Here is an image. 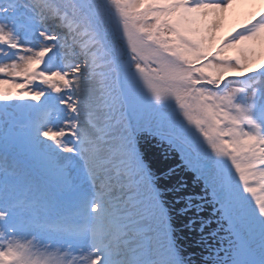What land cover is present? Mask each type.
I'll return each instance as SVG.
<instances>
[{"label": "snow or ice", "instance_id": "snow-or-ice-1", "mask_svg": "<svg viewBox=\"0 0 264 264\" xmlns=\"http://www.w3.org/2000/svg\"><path fill=\"white\" fill-rule=\"evenodd\" d=\"M236 3L0 0V264H264V11L215 48Z\"/></svg>", "mask_w": 264, "mask_h": 264}, {"label": "rangeland", "instance_id": "rangeland-1", "mask_svg": "<svg viewBox=\"0 0 264 264\" xmlns=\"http://www.w3.org/2000/svg\"><path fill=\"white\" fill-rule=\"evenodd\" d=\"M262 0H247V2H245V0H237V3L239 5L235 6L236 4H234L232 6V8H230L225 14V22H224V27L225 30H223L222 32H220L218 34L219 38L222 34L226 33L227 31H229L231 28L237 27L239 25H242L246 22V20L248 19L249 16L253 15V14H257L258 13V9L260 8V2ZM255 11L252 14H248L249 16H245L244 14H246L248 11L254 10ZM231 24L232 26L228 25ZM228 26V27H227ZM227 27V28H226ZM223 29V28H222ZM218 41V40H217ZM256 65L258 68L260 67L259 64H254ZM253 67H250L248 69H246V71H250L253 70ZM0 77H3V74L0 73ZM9 79H15L17 81L21 80V77H9ZM36 83H39V81H36ZM3 87H8L7 85H4Z\"/></svg>", "mask_w": 264, "mask_h": 264}, {"label": "bare ground", "instance_id": "bare-ground-1", "mask_svg": "<svg viewBox=\"0 0 264 264\" xmlns=\"http://www.w3.org/2000/svg\"><path fill=\"white\" fill-rule=\"evenodd\" d=\"M237 5H239V4L236 3L235 6H237ZM254 11H255V9H254V10H251V11H248L246 14H244V17H245V16H249L248 14H252ZM261 11H264V0H262V1L260 2V8L258 9V13H257V15H258ZM224 16H226V14H224ZM228 25L232 26L230 23H229ZM227 27H228V26H227ZM227 27H226V28H227ZM223 30H225V27H223V29H222L220 32H222ZM220 32H219V33H220ZM252 67H253L254 69H258V67H257L256 65H252Z\"/></svg>", "mask_w": 264, "mask_h": 264}]
</instances>
